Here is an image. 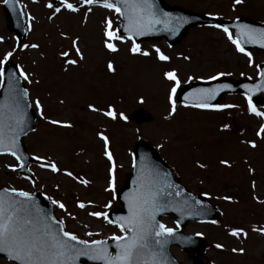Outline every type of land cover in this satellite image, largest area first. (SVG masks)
I'll list each match as a JSON object with an SVG mask.
<instances>
[{"label": "rangeland", "instance_id": "rangeland-1", "mask_svg": "<svg viewBox=\"0 0 264 264\" xmlns=\"http://www.w3.org/2000/svg\"><path fill=\"white\" fill-rule=\"evenodd\" d=\"M166 1L217 18L252 17L264 22V0H242L241 4L234 0ZM3 2L0 0V59L12 52L9 59L26 73L34 91L40 129L26 138L29 152L39 158L31 167L34 183L13 174L19 166L13 156H0V185L39 191L64 204L63 211L56 207L57 216L68 232L82 240L119 236L120 229L103 216L88 215L106 214L117 207L108 190L111 162L105 158L100 136L106 137L108 152L116 159L120 185L132 169L134 144L146 138L177 168L183 183L196 192L210 194L211 201L226 211L220 224H190L185 229L186 233L206 238V258L214 264H264V224L256 225L264 223V132L257 136L264 117L250 112L248 100L242 95L225 97L221 105L232 107L215 111L183 108L176 102V93L170 103L173 81L164 77L165 72H175L179 80L176 92L186 82L208 81L214 76L256 80L258 65L264 62L262 53L249 52V61L220 28H198L191 29L178 47H169L164 40L140 45L141 52L149 53L143 56L130 51L132 46L123 37L116 34L109 40L104 35L106 21L111 24L109 31L118 30L112 10L99 7L80 11L84 6L81 0H66L77 11L62 8L60 13L46 7L51 0H20L30 27L27 40L17 47L15 37L6 28ZM55 6H60L59 0ZM73 40L77 41L80 56L72 47ZM106 43L114 45L116 51L108 52ZM32 44L37 47H24ZM156 49L168 60H158ZM68 59L76 63L69 64ZM109 63L113 71L108 70ZM173 104L175 111L169 115ZM109 108L115 118L103 115ZM141 109L150 113L149 122L134 119V111ZM121 115L125 119H120ZM49 121H70L72 129L55 128ZM53 163L58 168L56 173L40 166ZM66 171L72 176L64 175ZM78 203L85 207H77ZM164 224L177 228L172 218L165 219ZM234 229H242L244 234L232 236ZM218 244L222 247L217 248ZM172 252L182 264H193L188 254L176 248ZM0 264L8 263L1 260Z\"/></svg>", "mask_w": 264, "mask_h": 264}, {"label": "snow or ice", "instance_id": "snow-or-ice-1", "mask_svg": "<svg viewBox=\"0 0 264 264\" xmlns=\"http://www.w3.org/2000/svg\"><path fill=\"white\" fill-rule=\"evenodd\" d=\"M36 0H33L35 3ZM82 4L93 5L99 3L101 7L114 10L117 12L123 11L125 18L129 20V24L125 25V32L129 33L128 39L132 40V34L144 35L146 31H149L154 24L161 23L160 19L156 18V14L153 12L152 4L150 0H116V3H123L124 9L121 10L118 7H114V4L109 0H81ZM235 4H241L242 0H234ZM5 5H10V0H4ZM56 0H51L46 7L53 9L55 13H60L62 8L76 12L77 7L72 3L66 2V0H59L60 6H55ZM18 7V5H17ZM130 13V14H129ZM167 14H165V17ZM51 18V17H50ZM31 19V17H29ZM106 28L104 35L109 39L116 38V33L109 31L111 28L110 22H105ZM167 27V19L164 21ZM212 27H220L219 25H212ZM174 31L175 29H170ZM227 38L236 47L237 52H242L245 56H248L251 61V56L248 52L244 51L241 44L237 39H233L232 34L227 27L221 29ZM238 32H243L247 36L248 42H255L257 39L260 41L259 46L264 48V31L257 33L255 29H250L246 25H241L237 29ZM36 48V44L24 45L27 47ZM72 47L76 50V55L80 56L79 48L77 47V41H72ZM105 47L110 51H116V48L111 43H106ZM133 53H139L143 56H148L146 51L141 52L139 46L133 41V46L130 49ZM156 58L160 61H167L168 57L163 55L159 49H156ZM67 56L68 53H64ZM12 56V52H8L0 59V66H3L5 62ZM187 59V57H185ZM67 63L75 64L76 61L68 59ZM108 70L113 71L111 63L108 64ZM264 76V73H261ZM3 73L0 71V79H2ZM20 76L25 79L27 77L21 71ZM164 77L167 80L173 81V86L170 89L169 102L171 103V96L176 93L179 86V80L176 78L175 72L169 71L164 73ZM191 79V77L189 78ZM217 79V77H212ZM224 87V86H222ZM220 89H200L199 94L202 96L203 101L212 99L217 91ZM26 96L27 93H24ZM187 106V105H185ZM197 108L213 110H221L223 108L232 107L231 105H209L207 102H200L194 105ZM90 110L97 111L92 108ZM37 110L40 109L39 102L36 103ZM175 111V105L173 104L169 115H172ZM249 111L260 116L261 113L256 112L249 103ZM103 115L115 118L111 108L104 112ZM167 118V117H166ZM120 119H125L123 115ZM22 123V121H17ZM49 123H59L58 121H49ZM63 127H70V125H61ZM264 132V125H261L260 130L257 132V136ZM100 139L105 144V155L108 160H112L111 154L108 152V141L103 135ZM251 147H255V144H251ZM15 147V138L13 137L12 143L6 145L4 140L0 138V154H3L5 150L10 155H16L12 150ZM19 161V156L16 157ZM34 160L39 159L33 157ZM222 164H227L226 161H221ZM41 167H48V169L56 173L58 168L56 164L45 165L41 164ZM202 166V165H201ZM23 167V165H21ZM14 170V169H13ZM66 176H72L71 172H64ZM111 175V171H110ZM77 179L76 177H72ZM27 179V177H25ZM80 183L87 184V181L78 180ZM112 181H109V189L111 190ZM143 190L129 199V214L126 217L119 218L120 222L116 224L124 235H113L111 240L115 241L116 254L113 256L108 252L107 246L104 241L92 240L91 242L78 239L76 235L65 231L63 227L58 230L53 228V225H62L63 221H56L53 217L42 213L38 209L34 211L35 203L30 193L24 191L13 190L12 196H0V253H5L9 260L15 261L16 264H76L80 257H84L90 261L101 262V264H163L162 258H157L156 253L148 251L149 242L153 233L156 237L172 236L173 230L166 228L165 225L155 223V212L157 210H163L161 205L157 202V196L162 190L161 187H157L156 184L150 181L142 185ZM7 192V190H5ZM15 197V198H14ZM18 198V199H17ZM225 199H230L225 197ZM51 203L62 211L65 210V206L56 200H52ZM199 203V201H197ZM77 207L83 209L85 205L78 203ZM88 215L96 218H103L111 223L108 216L100 212H89ZM254 231L256 229H253ZM264 233V229H261ZM232 236L238 234H244L242 229H234L230 232ZM86 235H92L86 233ZM157 244L163 246L162 240H157ZM217 248L222 247L216 245ZM233 251H236L233 249ZM243 250H241L242 252Z\"/></svg>", "mask_w": 264, "mask_h": 264}, {"label": "water", "instance_id": "water-1", "mask_svg": "<svg viewBox=\"0 0 264 264\" xmlns=\"http://www.w3.org/2000/svg\"><path fill=\"white\" fill-rule=\"evenodd\" d=\"M110 2V0H109ZM153 12L156 18L161 20V23L154 24L149 31L144 35L132 34L134 40L139 43L144 40H159L165 38L170 45L179 43L188 33L189 29L194 26L202 24L219 25L227 27L229 30H234L235 35L241 47L245 51L252 49H259L264 52V48L260 47V41L248 42V38L243 32H238L237 29L241 25H246L250 29H255L257 33L264 31V24L254 22L247 18H240L236 21L217 20L215 18L204 15L188 12L180 7H170L164 3L163 0H150ZM18 5V7H17ZM120 9H124V4L119 3ZM6 16L11 31L17 30L21 32V37H24L25 22L21 7L17 0H10V5H4ZM130 14V13H129ZM165 14L167 16L165 17ZM122 25L120 33L128 36L125 32V25L129 24V20L125 18V13L121 11ZM165 19H167V27L165 26ZM170 29H175L174 31ZM20 37V38H21ZM261 73H264V64L260 65ZM19 72L12 62H8L4 66V86L0 91V138L4 140L6 145L12 143L15 138V147L12 149L17 156L22 160L24 166L21 170H26L29 162L26 157V149L24 146V137L35 126L36 118L29 107L28 95H24L27 91L21 87L20 94L14 107H5V99L14 86L18 84ZM224 86V87H222ZM200 89H220L215 96L207 101H203L199 94ZM243 93L247 95L252 102H256L264 107V99L261 94L264 93V76L258 81L240 80L234 81L232 79H219L211 84H188L184 87L178 95V101L187 106H194L200 102H207L209 105H217L220 100L227 94ZM134 117L139 121H149L150 115L144 110H139L134 113ZM22 123H17V121ZM5 150L3 153H6ZM151 182L161 187L157 202L161 205L163 210L155 212V223L158 226L161 224L160 218L173 215L176 223L180 228H184L190 222H197L203 220H217L220 212L215 206L204 196L196 195L187 190L178 180L176 172L170 168L165 161L159 156L157 150L144 140H140L135 146V162L134 172L128 176L122 191L119 193L117 200L121 203L122 208L113 210L108 213V218L114 223H119V218L126 217L129 214V199L143 190L142 185ZM0 188V196H12L13 191ZM35 203V208L42 213L58 220L54 215V205L41 194H31ZM15 198V197H14ZM18 199V198H17ZM199 201V203H197ZM62 225H53L54 229H59ZM157 240H162L163 246L157 244ZM108 252L111 254L113 250L116 252V242L104 241ZM172 245L179 246L182 250L189 249L192 252L203 254L206 244L205 241L199 237L185 235L179 231H173L172 236L156 237L153 233L149 242L148 251L154 252L157 258H162L163 264H180L170 253ZM0 258L8 259L5 253H0ZM9 260V259H8ZM16 264L15 261L9 260ZM101 264V262L90 261L84 257H80L76 264Z\"/></svg>", "mask_w": 264, "mask_h": 264}]
</instances>
